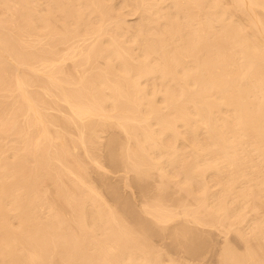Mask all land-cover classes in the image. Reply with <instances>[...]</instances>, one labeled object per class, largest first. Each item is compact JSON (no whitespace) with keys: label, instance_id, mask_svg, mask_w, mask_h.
Returning <instances> with one entry per match:
<instances>
[{"label":"bare ground","instance_id":"6f19581e","mask_svg":"<svg viewBox=\"0 0 264 264\" xmlns=\"http://www.w3.org/2000/svg\"><path fill=\"white\" fill-rule=\"evenodd\" d=\"M212 231L264 264V0H0V264H175L154 237Z\"/></svg>","mask_w":264,"mask_h":264},{"label":"rangeland","instance_id":"374dc122","mask_svg":"<svg viewBox=\"0 0 264 264\" xmlns=\"http://www.w3.org/2000/svg\"><path fill=\"white\" fill-rule=\"evenodd\" d=\"M129 20H132V18L131 17H129ZM111 172H109V174H110ZM114 173V172H113ZM111 173L110 175H111V177H113L114 178V175L116 174V173ZM113 174V175H112ZM120 174H121V172H118V175L120 176ZM116 177H117V174H116ZM91 178H94L92 175H91ZM94 179H95V181H94ZM93 179V181L92 182H94L95 184H98V183H96V178H94ZM131 185V184H130ZM131 192H130V189L129 190H127L126 191V193H127V200L130 202L131 201V203H132V205L133 204H135V205H137V203L139 202L138 201V199L139 200H141V198L139 197V196H141V195H138L137 194V191L138 190H136L137 188L134 186V185H131ZM134 187V188H133ZM130 188V187H129ZM136 188V189H135ZM133 189V190H132ZM134 190H135V193H134ZM131 193V196L129 195L130 193ZM137 195V196H136ZM128 197H131L130 199L128 198ZM139 197V198H138ZM133 198V199H132ZM136 198H138V199H136ZM107 200H108V198H107ZM133 200H135V203H133L134 201ZM138 201V202H137ZM214 232H216V231H212V232H210L211 234H210V236H209V234H208V239H209V242L207 243V245H208V247L207 248H205V250H207L206 251V253H205V255H204V252H203V254H202V256L200 257V259H195V258H191L190 256H188V255H186V254H184V253H181L180 251H178L177 249H173L174 247L172 246L171 247V245L170 244H168L169 243V241H168V239L166 238V237H164V236H162V237H164L163 238V240L165 239V240H167V245L166 246H164V245H162L163 243H166V241L164 240L163 241V243H160V242H162V237H159V239H161V240H159V239H157V237H154L153 238V244H154V246L156 247V246H158L157 248L158 249H160V247H161V249L163 250H166V251H164L163 250V252H165V254L166 255H168L169 256V258L170 259H172L173 261H174V263L175 264H216V260H217V256H218V254L217 253H219L218 251H220V249H221V247L223 246V244H224V240H225V238H224V236H223V234H222V236H220L219 234L220 233H218V232H216V233H214ZM210 238L212 239V241L210 240ZM224 238V239H223ZM207 239V240H208ZM227 239L228 240H226V241H228L227 242V244H229L233 249H237L238 251L239 250H242L241 249V245L238 243L237 244V242L234 240V238L233 237H231V236H227ZM222 242H223V244H222ZM156 243V244H155ZM159 243V244H158ZM212 243V244H211ZM210 244H211V246L212 247H210ZM168 245H170V247H171V249H173V251L172 250H168V249H170V247L168 246ZM221 246V247H220ZM164 247V248H163ZM166 247H169V248H166ZM210 247V248H209ZM166 248V249H165ZM204 250V251H205ZM170 251H172V252H170ZM236 251V250H235ZM180 252V253H179ZM240 252V251H239ZM176 253H178V254H176ZM217 254V256H215ZM184 256V257H183ZM205 256V257H204ZM203 257V258H202ZM216 257V258H215ZM190 258V259H189ZM175 259V260H174ZM204 259V260H203ZM177 260V261H176ZM192 260V261H191ZM195 261V262H194ZM187 262V263H186ZM215 262V263H214Z\"/></svg>","mask_w":264,"mask_h":264}]
</instances>
